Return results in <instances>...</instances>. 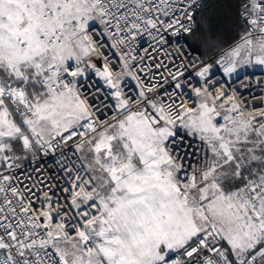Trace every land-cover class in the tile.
<instances>
[{"label":"snow or ice","instance_id":"snow-or-ice-1","mask_svg":"<svg viewBox=\"0 0 264 264\" xmlns=\"http://www.w3.org/2000/svg\"><path fill=\"white\" fill-rule=\"evenodd\" d=\"M231 6L201 51L205 0H0V264H264V0Z\"/></svg>","mask_w":264,"mask_h":264},{"label":"trees","instance_id":"trees-1","mask_svg":"<svg viewBox=\"0 0 264 264\" xmlns=\"http://www.w3.org/2000/svg\"><path fill=\"white\" fill-rule=\"evenodd\" d=\"M232 3L233 0H205V8L198 14V22L202 16L204 24L189 38L194 48L203 51L201 46L207 38L224 43L231 42L236 35L233 26L235 10L231 6Z\"/></svg>","mask_w":264,"mask_h":264},{"label":"built area","instance_id":"built-area-1","mask_svg":"<svg viewBox=\"0 0 264 264\" xmlns=\"http://www.w3.org/2000/svg\"><path fill=\"white\" fill-rule=\"evenodd\" d=\"M189 54L191 56H193V57H197L200 54V52H198V51H190ZM242 91H243V89H242ZM252 95H255L257 97V100H259V98L261 96H264V85H260V86L253 85ZM245 96H246V98L251 100V97L249 96V94L247 92L245 93Z\"/></svg>","mask_w":264,"mask_h":264}]
</instances>
